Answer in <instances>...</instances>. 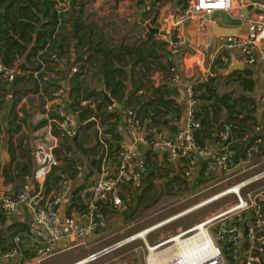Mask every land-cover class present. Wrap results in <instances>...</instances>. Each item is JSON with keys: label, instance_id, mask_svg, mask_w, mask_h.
<instances>
[{"label": "built area", "instance_id": "obj_1", "mask_svg": "<svg viewBox=\"0 0 264 264\" xmlns=\"http://www.w3.org/2000/svg\"><path fill=\"white\" fill-rule=\"evenodd\" d=\"M51 1L55 3L54 8L58 14L67 19L75 0ZM143 5L144 12L159 9L157 0H143ZM245 9L248 11V31L245 34L236 32L219 35L214 44L217 51H238L244 65H259L264 76V2L258 0H187L186 6L175 10V14L171 16V24L164 34L170 53L179 56L188 44L189 40L184 34L186 23L197 25L198 33L205 36L206 24L213 13L243 17ZM163 20L167 21L166 18ZM65 25L71 26L70 23ZM156 28L160 33L162 27ZM206 45L207 43L202 42L199 46L201 54L195 62L198 68L204 67L206 70H201L200 75L192 74L187 87L188 119L184 126H177L175 132L160 129L149 121L144 123L137 116L136 110L128 107L125 110L124 130L133 144L119 143L117 149L111 152L107 143L111 136L105 133L104 125L95 118L92 119L97 123L96 142L101 151L99 171L96 180L81 192L87 205L86 210L76 216L64 217H61L59 210L71 197L72 180L68 175L60 174L57 186L49 192L46 191L45 183L51 172L62 164L57 153L60 142L78 136L80 125L85 123H80L73 112L68 93V78L80 69L65 55L57 52L52 54L51 59L66 71V77L58 82L54 96L41 104L40 120L45 121V124L37 129L34 139V171L25 178L17 192L11 187L7 190L0 188V214L17 216L20 207H23L31 215L32 221L26 227L13 230L9 241L5 242L4 247H0V264H41L61 252L87 247L88 238L103 233L108 227L102 207L110 205L121 209L128 193L138 194L143 190L150 165L148 152L153 155L152 159L161 163L165 161L174 173H180L192 185L204 184L228 175L263 156L264 92L252 106L260 109L261 124L237 136L231 126L225 123L214 134L215 145L198 141L195 132L201 128V124L195 115L199 103L197 88L199 84L218 75L216 70L204 66L201 56ZM221 61L223 65L230 62L225 56H221ZM20 73L19 69L7 67L0 62V80L12 82ZM182 79L179 67L174 64L168 71L167 88L173 91L181 84ZM88 103L81 101L82 106ZM90 108H95V105L91 104ZM107 110H117L120 113L116 102L108 105ZM135 144H143L145 151H138ZM71 155L72 153L68 154L69 157ZM260 183H263L260 189L248 190ZM228 195L233 196L235 201L224 210L206 217L175 236L158 241L154 246H148L149 251L150 247L156 248L153 252H156L154 257L157 262L154 264H264V168L174 216H185L188 212ZM247 211L250 213L248 234L243 226ZM193 235L201 236L199 250L192 254L178 252L174 238L182 239ZM134 236L104 246L74 264L97 262L129 245L133 242L130 238ZM167 248L168 251L163 252ZM166 254L168 257L161 261ZM228 255L233 258L232 261L227 258Z\"/></svg>", "mask_w": 264, "mask_h": 264}, {"label": "trees", "instance_id": "obj_2", "mask_svg": "<svg viewBox=\"0 0 264 264\" xmlns=\"http://www.w3.org/2000/svg\"><path fill=\"white\" fill-rule=\"evenodd\" d=\"M77 2L78 0L73 2V7ZM54 4L51 0H0V62L7 67L17 68L21 71L12 82L2 84V80H0V110L4 107L5 98L8 95L5 86L12 90L13 94H11L14 98L9 116L12 162L15 161L13 139L15 135L21 134V138L19 137L17 140L18 148L21 147L19 142L24 139L22 127L27 126L29 118V113L24 108L17 110L18 102L28 93H40L41 103L44 102V98L51 99L54 96L59 81L56 79L46 80L44 70L55 72L56 75L61 73L62 77L60 78L62 79L66 77V71L51 59L54 52L65 55L72 64L78 65L80 69L68 78V93L72 101L71 108L80 122L85 123L81 125L79 132H83V135L86 133L87 136L91 134V136L97 137V123L92 120L95 118L105 126V133L111 136L110 139H107L111 152L117 149L119 142L122 140V136L117 130L120 113L117 110L108 111V104L102 101L101 94L96 89L84 85L85 80L82 79V76L85 71L93 67L94 63L98 65L102 84L110 96L117 104H124L126 108L132 107L135 109L139 118H141V111L146 108L144 112L146 114L145 119L162 129L161 126L170 125V121L166 119L168 116L174 113L180 115V109L176 104L174 95L166 84L160 87L148 86L142 94H137V92L142 90L145 84H136V89L126 98L125 72L122 67L128 64L129 59L133 62V66L141 63L145 71H149L155 66L153 61H148V50L143 44L134 47L122 46L119 49L110 47L101 39L98 40L97 32H93L89 24L81 30H73L71 17L68 15V18L65 19L63 15H59L54 8ZM143 15L154 24L158 14L156 11H151L143 12ZM65 23H70L71 26L68 27ZM71 33H73L72 38ZM73 42H75L74 45ZM72 48L79 54L73 60L70 55ZM222 64L217 59V67L222 68ZM156 66L159 71L167 70L168 72L170 67L174 66V63H169L167 67L161 63ZM57 67L59 70H57ZM35 73H37V76H35ZM219 76L220 74L207 82L199 84L197 88L199 103L196 106L195 115L201 124V128L195 134L202 144H205L204 140L208 138L207 131L211 134L217 133L225 123L229 124L232 131L238 133L237 135L251 130V128L246 129L244 123L247 122L248 118H252L251 111L256 108H252L256 104L255 99L245 95L233 97L232 93L220 94L216 86ZM226 80L231 84H238L246 94L255 91L256 84L253 73L248 68L233 71L226 77ZM81 101H88L89 103L82 106ZM91 104H94L95 108H90ZM20 112L23 113V116H20ZM44 124L45 121H41L35 126V129ZM176 128V126L172 127L170 132H175ZM78 138L76 136L72 140L63 139L60 142L57 153L62 164L47 177L45 183L47 192L57 186L60 174L68 175L71 180L78 177L77 163L68 154L72 153L74 147L83 153L89 152L84 143L79 142ZM100 153L99 150L96 153L98 158L91 162L96 169V173H98L100 167ZM26 155L29 156L26 163L18 161L19 171H22L23 166L27 167V164L31 166L30 150L21 151V158ZM147 156L150 164L155 162L158 167L161 164L168 176L170 173L172 174L169 182L178 181L185 184L188 182L181 177L180 173H174L171 166L165 161L162 163L161 161H153V155L150 152ZM28 169V171H22V173L25 175L32 174L31 167ZM20 174L17 175L18 179L21 177ZM86 186L81 185L73 189L67 215H79L86 210L87 205L81 197V192ZM149 188H151V184H149ZM26 226V223L15 222L9 225L7 231ZM6 239L7 236L0 234V247H4ZM227 258L233 260L229 255Z\"/></svg>", "mask_w": 264, "mask_h": 264}, {"label": "crops", "instance_id": "obj_3", "mask_svg": "<svg viewBox=\"0 0 264 264\" xmlns=\"http://www.w3.org/2000/svg\"><path fill=\"white\" fill-rule=\"evenodd\" d=\"M157 3L159 9L156 10L158 15L156 22L154 24L151 23L150 19L145 18L143 15L144 12L143 0H134V2H132V0H114L113 3L112 0H78L77 4L74 5V7L72 8L69 14V16L72 19L73 30H81L85 26H88L89 24L92 27L93 32H97L98 40L101 39L104 43H106L110 47L119 49L122 46L134 47L143 44L144 47L148 50L147 59L150 62L153 61L155 64V66H153V68L150 69L149 71H145L141 63L137 64L136 66H133V62L130 59L128 64L124 66L122 65L123 66L122 69L125 72V85L127 88L126 98H128L129 95L133 92V90L136 89L137 87L136 84L139 83L145 84L144 88L141 90L142 92L146 90V87L148 86L160 87L166 84L168 80L167 70L159 71L156 65H159L161 63L167 67L169 66V63L173 62L179 67L183 77L181 84L178 85L171 92L174 95L176 104L180 109V115L178 116L177 114L174 113L173 115L168 116L166 119L167 121H170V125L161 126V127L164 130L167 129V131H170L171 128L174 126L176 127L184 126L187 122L188 112H189L187 87L191 82L192 79L191 76L194 73L200 75L201 70H206V68L204 67H203L204 69L202 67L198 68L195 65V62L198 60V57L201 54V51H199V46L201 45L202 42L207 43V45L202 49L203 53L201 56L204 60V66L208 68L210 67L216 70L218 72V75L220 74V76L216 81V86L218 87V92L220 94L232 93L233 97H239L241 95H245L254 98L255 101H257L260 98V96L264 92V76L262 74L260 66L244 65L240 60L241 59L240 53L236 50L217 51V47L214 44L215 40L212 41L216 32H219V28H223V29L235 28L237 31L242 29L243 26L241 24L235 23L234 21L237 19L244 20L245 18L244 12L242 15L243 17L225 14V17H227L231 21L230 23H227L224 17L215 18L214 17L215 13H213L212 16L210 17V20L208 19L209 21L206 24L205 36L200 35L198 33L197 25L196 26L194 24L189 25L188 23L186 29L184 30V34L189 40L188 44L184 47L183 51L180 53L179 56H174L169 51V46L165 41L164 34L166 33L167 28H169L171 24V16L175 14L176 9H171L172 5L177 6V4L174 1L167 2L165 0H157ZM75 18H77L79 21L82 22L79 29H74ZM164 18H166L167 20L166 22H164L163 20ZM147 23H150V25H156V27L158 28L162 27L160 33L158 32L155 33L152 31L150 32V34H148L143 32V28H145ZM72 36L73 33H71V38ZM74 44L75 42H73V45ZM70 55L72 60L76 59L79 56V54H77L73 48ZM221 56L228 57L230 62L228 65L222 64L223 67L218 68L216 65V61L217 59L221 61ZM194 59L196 60L191 62L192 69L188 68L187 65L189 61ZM234 62L242 64L244 67L243 69L248 68L252 71L253 79L256 84L255 91L253 93L246 94L241 90L238 84H231L227 82L226 77L231 73L230 74H225V73ZM243 69H236V70H243ZM57 70H59L58 67ZM44 73L46 75L45 76L46 80L56 79L60 81L61 80L60 77H62L61 73L56 75L55 72L45 71V70ZM82 79L85 80L84 85L86 87H90L94 90L103 86L97 63H94L93 67L90 70L85 71V74L82 76ZM140 92L138 91L137 94H142ZM13 100L14 98L12 97V95L6 96L4 107L0 110V171H1V162L4 152H7L9 154L11 160L9 116H10V109L13 104ZM42 103L40 99V93L38 94L28 93L18 102L17 105V110L24 108L29 113L28 124L27 126L22 127V133L24 135V139H22L21 142H19V145H21V147L18 148V142H17L18 138L19 137L21 138V134L15 135L13 139L15 161L12 162L11 160L12 166L15 165L18 161L21 163L22 162L26 163L29 156L26 155L24 158H21L20 156L21 151L30 150L31 166H29L30 164L29 165L27 164V167L23 166L22 171H28L29 167H31V173L34 171L33 150H34V139L37 135V129H35V126L37 124L36 120H40ZM117 105L118 108L120 109V120L118 123L117 130L122 136V140L119 143L124 145H132L133 142L131 141V139L124 130L126 107L124 104H117ZM145 109L141 111V119L144 123L147 122V120L145 119L146 114H144ZM20 116H23L22 112H20ZM251 117L252 118H248L247 122L244 123L246 129L252 128L255 124L259 125L262 123L261 111L258 107H256L253 111H251ZM81 133H82L81 136L82 139L79 140V142L84 143L86 149L93 148V146L96 147V150L99 149V146L96 142V137L94 135L91 136L90 134L87 136L86 133L85 135H83V132ZM207 134H208V138L204 140L205 144L215 145L216 144L214 138L215 133L211 134L208 133L207 131ZM235 134L237 135L238 133L236 132ZM262 135L264 139V130L262 132ZM91 142H93V144L87 145L88 143L90 144ZM134 146L140 152L145 151V147L143 144H135ZM262 150L264 151V143L262 145ZM88 151L90 155H93L92 152L93 150H88ZM152 160L155 161L154 159ZM157 166L158 164L156 165L155 162L149 165V172L144 180L143 190L146 188L145 186L147 185L150 176L152 177L154 173L153 168L154 167L157 168ZM159 166H161V164H159ZM161 168L164 169V167ZM22 171L20 174L21 177L18 179L14 175V168H13V182L11 185V189H13L16 192L21 188V185L24 182L25 178L29 175V174L28 175L23 174ZM169 176H170L169 179H171L172 174L170 173ZM78 179L80 180V178H76L72 180L73 189L82 185L81 182L76 185L74 184L76 181H78ZM89 183H91V181ZM143 190L138 194H134L131 192L128 193V195L124 197V201L126 202V200H128L131 196L134 198L136 197V195L140 196ZM69 204H70V198H68V201H66L64 204L60 206L59 212L61 217L67 215V209ZM124 206L121 209H118L110 205H104L102 209L105 213L106 219L108 220V215L112 216L119 214L124 209ZM14 217L16 221H13V223L21 222L20 224L22 223L28 224L29 222L32 221L31 215L28 212H26L23 207H20L19 215L17 216L0 215V234L7 236L6 241H9V238L11 237V234L13 232V230L12 231H7V230L9 225L13 224L11 219H13ZM158 228L159 227L153 229V231L157 230ZM153 231L148 232L146 235L148 234L150 235ZM100 236L101 234H95L94 236L88 238V240L96 241V238ZM149 237L146 236V239L141 238L142 239L141 241H139L140 239L139 240L136 239L135 241L131 242L130 246L124 251L120 253H116L108 258H104L97 262L89 263V264H146L145 262L147 261V259H145L144 261L143 257H141L140 254L142 253V251L145 252L146 254L145 250H148V246L155 245L159 241V240L155 241L153 244L149 241ZM137 241L139 242V244L137 243L138 245L136 244L131 245ZM90 242L92 244L91 246L95 245L93 241ZM149 256L150 255H148L147 258H149ZM154 260L155 262H157L155 257H153L152 259L153 263Z\"/></svg>", "mask_w": 264, "mask_h": 264}, {"label": "rangeland", "instance_id": "obj_4", "mask_svg": "<svg viewBox=\"0 0 264 264\" xmlns=\"http://www.w3.org/2000/svg\"><path fill=\"white\" fill-rule=\"evenodd\" d=\"M114 0H112L113 3ZM167 2L174 1L177 6H173L171 9H178L182 6H186L187 0H165ZM250 1V0H248ZM256 1V0H254ZM261 2H264V0H258ZM215 18L218 17H224L227 23H230L231 21L225 17V14L216 12L214 14ZM227 18V19H226ZM151 27L155 28L156 25H151ZM148 27L145 26L143 28V32L149 33ZM150 34V33H149ZM143 35V33H142ZM191 60L188 63V68L192 67V61ZM204 63V62H203ZM2 84H5V82H2ZM8 95H12V90H9L10 88H7L5 86ZM12 93V94H11ZM7 95V96H8ZM41 120H36V123H40ZM36 124V125H37ZM167 130V129H166ZM80 136V137H79ZM82 133H79L78 137L79 140H81ZM88 143L87 145H91ZM88 150H93V155H90L89 153H83L82 151L78 149H73L71 158L74 159L77 163V167L79 168V177L80 180L76 181L74 184L82 183V185H87L90 181L93 182L97 178V174L95 172L94 165L91 164V162L98 158V155L96 153L99 152L100 147L98 150H96V147L93 146V148H87ZM18 162L16 165H13L14 168V175L17 177L18 174L21 173V171L18 170ZM257 165L255 168L251 169L250 167ZM162 166L154 167L153 168V175L150 176V179L145 186L146 190L144 189L143 192L139 195H136V197H130L125 202L124 209L122 212H120L117 215H108V227L107 229L101 233V236L96 238V241H93L95 245L91 246V242L87 241V247L84 248H76L71 249L68 251L61 252L55 256H52L48 258L46 261H44L41 264H74L77 261L87 257L90 253L95 252L99 250L100 248L108 245H112L120 240H124L125 238L137 235L141 233L142 231L147 230L148 228H151L154 225H158L159 228L155 231H153L150 235H145L149 237V241L154 244L155 241H161L168 239L169 237L175 236L178 232L184 231L193 225L199 223L206 217H209L213 214H216L225 208H227L229 205L234 203L235 199L233 196L228 195L225 197H222L202 208H199L197 210H194L185 216H182L180 218H176L175 221L169 222L168 224L163 225L164 220H168V218H171L172 216L185 211L191 206H194L198 204L199 202L208 199L212 197L215 194H218L222 191H224L226 188L235 185L239 183L243 178L247 177L251 173L260 171L264 168V154L262 157H258L254 159V162L247 164L246 167H239L236 171L220 176L218 178L212 179L208 182H205L204 184L198 183L197 185H192L191 182H169V177L166 173V171L161 168ZM161 168V169H160ZM149 184H151V188L148 189ZM263 183L256 184L251 186L248 190L256 191L257 189H260L262 187ZM247 192V191H246ZM143 195V196H142ZM139 196V197H138ZM12 223L15 220V217L11 219ZM162 225H161V224ZM130 227H129V226ZM162 226V227H160ZM140 239V240H139ZM138 240L141 241L142 239L139 238ZM92 242V243H93ZM139 242H135L131 245H138ZM130 246L127 245L126 247L117 250L115 252H112L110 255L106 256L105 258H108L116 253H120L127 249ZM154 246V245H150ZM131 249V248H130ZM128 249V250H130ZM145 250V248H144ZM142 251V249H141ZM145 252L142 251L140 254L141 257H143L146 264H154L156 263L154 260V263L152 262V259L154 257V254L156 252H151L148 250H145ZM149 258H147V256ZM168 257V254L161 258V261L166 259ZM104 259V258H101ZM100 259V260H101ZM228 263L230 261L227 260ZM34 264V263H30Z\"/></svg>", "mask_w": 264, "mask_h": 264}, {"label": "water", "instance_id": "obj_5", "mask_svg": "<svg viewBox=\"0 0 264 264\" xmlns=\"http://www.w3.org/2000/svg\"><path fill=\"white\" fill-rule=\"evenodd\" d=\"M132 2H134V0H132ZM134 4V3H133ZM244 20L241 19H237L234 22L237 24H241L243 27L240 30H236L235 28H229V29H223V28H219V32H216L214 38L212 41H214L216 39L217 36L222 35V34H234V33H241V34H245L246 31H248V11L245 9L244 11ZM82 22L79 21L77 18L74 19V29H79L81 26ZM188 25V23H186V26ZM146 27H148V31L150 32H158L157 28H153L151 27L150 23L146 24ZM148 33V34H149ZM118 66V65H117ZM243 65L240 63H233L227 70V72L225 74H230L233 72V70L236 69H243ZM102 96V101L105 102L108 105H113L115 103V100L110 96L109 92L106 91L105 87L102 86L98 89H96ZM10 130V129H9ZM13 182V167H12V162L10 160V156L7 152H4L3 157H2V162H1V171H0V188L7 190L11 187ZM249 217H250V213L249 211L246 212V217L245 220L243 222V226L245 229V233L248 234L249 231V225H248V221H249Z\"/></svg>", "mask_w": 264, "mask_h": 264}, {"label": "bare ground", "instance_id": "obj_6", "mask_svg": "<svg viewBox=\"0 0 264 264\" xmlns=\"http://www.w3.org/2000/svg\"><path fill=\"white\" fill-rule=\"evenodd\" d=\"M185 213H187V212H185ZM181 215H183V214H181ZM181 215L171 217L168 220L163 221L162 223H163V225L166 224V223L168 224L169 222L175 221L176 218L178 219V217H180ZM157 227H159V226L158 225H155V226L151 227L150 229L148 228L147 230L142 231L141 233H139L138 235L134 236L133 238H130V241H135L137 238L138 239L139 238H144L145 235L148 232L153 231V229H155ZM200 237H201L200 235H193V236H190V237L188 236V237H185V238H182V239L174 238L173 242H176L177 243V245H178V252L185 253V254H192V253H195L196 251L199 250ZM150 248H151L150 249L151 252H153V251L156 250V248H153V247H150ZM165 251H168V248L165 249V250H163V252H165Z\"/></svg>", "mask_w": 264, "mask_h": 264}]
</instances>
